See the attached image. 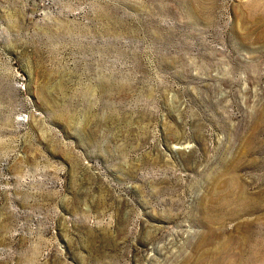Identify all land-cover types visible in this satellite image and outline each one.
Listing matches in <instances>:
<instances>
[{"label":"rangeland","instance_id":"obj_1","mask_svg":"<svg viewBox=\"0 0 264 264\" xmlns=\"http://www.w3.org/2000/svg\"><path fill=\"white\" fill-rule=\"evenodd\" d=\"M240 249L264 254V0H0V264Z\"/></svg>","mask_w":264,"mask_h":264},{"label":"bare ground","instance_id":"obj_2","mask_svg":"<svg viewBox=\"0 0 264 264\" xmlns=\"http://www.w3.org/2000/svg\"><path fill=\"white\" fill-rule=\"evenodd\" d=\"M228 202H229V199H227V197H225V199L222 200V203L224 204V206L229 205ZM242 241H243V239H242ZM242 241H241V243H242ZM246 243H247V240H246ZM252 246L254 247V245H252ZM243 251H241V249H240V251H239L240 253L239 254H237L236 256H234L233 259L228 258L230 260H226V261H223L222 258H221V256H216V257H214V259H215L214 262H211V264H255L256 260H258V259H260L261 264L262 263L264 264V254L262 256L259 253L258 254H254V252L253 253L251 252L247 257H245V255H243L241 253ZM256 252H258V251H256Z\"/></svg>","mask_w":264,"mask_h":264}]
</instances>
